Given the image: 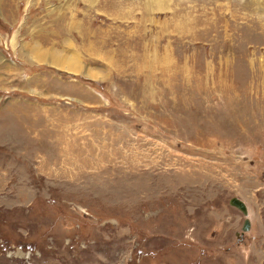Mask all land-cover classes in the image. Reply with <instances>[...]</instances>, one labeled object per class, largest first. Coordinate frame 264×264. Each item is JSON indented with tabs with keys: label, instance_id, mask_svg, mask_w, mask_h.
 Wrapping results in <instances>:
<instances>
[{
	"label": "rangeland",
	"instance_id": "1",
	"mask_svg": "<svg viewBox=\"0 0 264 264\" xmlns=\"http://www.w3.org/2000/svg\"><path fill=\"white\" fill-rule=\"evenodd\" d=\"M0 264H264V0H0Z\"/></svg>",
	"mask_w": 264,
	"mask_h": 264
},
{
	"label": "water",
	"instance_id": "2",
	"mask_svg": "<svg viewBox=\"0 0 264 264\" xmlns=\"http://www.w3.org/2000/svg\"><path fill=\"white\" fill-rule=\"evenodd\" d=\"M229 204L236 207L238 210H240L243 215H245V216L248 215V209H247L245 203L241 199H239L237 197H232L229 199ZM249 227H250V222H249L248 218H246L243 221V225L241 227V230L243 232L247 231L249 229Z\"/></svg>",
	"mask_w": 264,
	"mask_h": 264
},
{
	"label": "bare ground",
	"instance_id": "3",
	"mask_svg": "<svg viewBox=\"0 0 264 264\" xmlns=\"http://www.w3.org/2000/svg\"><path fill=\"white\" fill-rule=\"evenodd\" d=\"M34 52H35V51H34ZM48 52H49V51H48ZM50 53H51V52H50ZM50 53H49V54H50ZM37 54H38V53H37ZM43 54H44V52H43ZM50 56H51V62H50L51 64L54 63V64H56V65H63V64L60 62V58H61V57L59 56L60 58H58V55H56L55 52H53L52 54H50ZM48 57H49V56H48ZM66 58H68V57H66ZM37 60H38V59H37ZM70 61H71V58H70V59H66V61L62 60L63 63H66L67 66L64 65L66 68L73 67L74 63H73V62H70Z\"/></svg>",
	"mask_w": 264,
	"mask_h": 264
}]
</instances>
